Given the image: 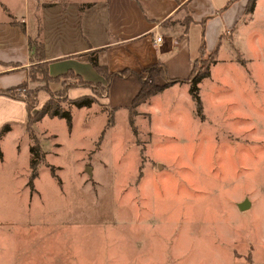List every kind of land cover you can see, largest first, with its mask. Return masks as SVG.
<instances>
[{"label":"rangeland","instance_id":"rangeland-1","mask_svg":"<svg viewBox=\"0 0 264 264\" xmlns=\"http://www.w3.org/2000/svg\"><path fill=\"white\" fill-rule=\"evenodd\" d=\"M101 1L0 0V23L8 12L28 32L39 24L47 48L65 54L84 44L75 36L79 19L88 30L85 3ZM239 42L251 60L221 62L219 79L199 87L202 116L151 112L142 123L151 134L126 127L125 112L112 125L105 79L90 88L27 76L34 93L17 92L34 112L50 91L71 127L49 115L31 125L44 152L32 185L25 123L0 127L8 126L0 133V264H264V28ZM73 88L96 101L69 104Z\"/></svg>","mask_w":264,"mask_h":264},{"label":"crops","instance_id":"crops-1","mask_svg":"<svg viewBox=\"0 0 264 264\" xmlns=\"http://www.w3.org/2000/svg\"><path fill=\"white\" fill-rule=\"evenodd\" d=\"M227 1L103 0L98 5L87 7L93 4L88 2L85 3L88 30L82 31V20L79 19L77 35L72 32L73 36L83 39L84 44L80 42L65 54L61 53L63 48L55 52L47 48L44 39L47 32H42L44 28L41 25L38 24L39 32H28L26 22L13 19L7 12V18L0 23V79L7 80L0 81V90L27 80L32 53L30 40L41 38L43 61L47 62L50 76L63 74L68 68L84 80L104 81L89 62L90 56H94L98 64L105 66L109 72L129 70L126 75L112 78L102 102L111 110L113 126L118 122L116 115L125 112L128 127V108L140 89L136 73L145 68L161 62L165 65L168 78L185 80L199 55V46L203 40L207 52L216 50V61L211 66L209 77L200 82L201 90L202 84L209 85V81L219 79V66L220 69L224 68L227 60L235 68L251 60L243 52L239 36L246 38L248 32H263L264 0H255L249 13H245L247 0H233L225 7ZM60 2H46L43 10L61 5ZM98 6L99 14L92 13ZM86 22L87 19L85 27ZM21 23L24 24V30ZM157 37H161V41L155 43ZM66 57L69 58V65L56 64H60ZM158 83H164V80L160 78ZM67 93L72 99L91 94L84 88H73ZM200 98L202 101L201 95ZM186 110L195 117L190 85L188 82L175 83L137 106L134 128L151 134L155 128L152 125L143 128L142 125L144 118L151 117V112L165 118L182 116ZM5 121H18L26 125L27 112L22 100L0 94V127Z\"/></svg>","mask_w":264,"mask_h":264},{"label":"trees","instance_id":"trees-1","mask_svg":"<svg viewBox=\"0 0 264 264\" xmlns=\"http://www.w3.org/2000/svg\"><path fill=\"white\" fill-rule=\"evenodd\" d=\"M233 0H228L225 4V7ZM255 0H247L245 13L251 12L253 9ZM21 28L24 30V24L21 23ZM30 45L32 47V53L30 56V62L34 63L28 66V74L30 81L35 82H44L47 83L49 81H59V78H73L75 80L74 85L81 87H90L94 88L92 82L84 80L79 74H76L73 70H68L63 74L57 76H50L48 74L47 62L43 61L44 59V47L42 42L38 39L30 40ZM89 62L92 67L99 73L106 81L107 85L110 84L111 80L115 76H123L129 73V70L124 69L120 72H109L105 66L98 64L96 58L94 56L88 57ZM216 61V50L207 52L204 41L202 40L199 46V55L193 62L192 70L187 79H171L167 77L165 65L161 62L151 65L145 68L142 72L136 73L137 78L140 82V89L134 99L130 107L128 108L129 112V122L133 128L134 116L136 114V108L138 105L148 100L152 96H154L159 91L164 88L173 85L175 83L180 82H188L190 85V95L192 100L195 103L196 113L199 116H202V102L199 94V84L200 82L207 78L210 75V67ZM34 66L36 68V72H34L35 68L31 70L30 67ZM38 68V69H37ZM163 79L164 83H158L156 79ZM47 80V81H46ZM29 80H24L16 86L8 87L6 89L0 90V94L6 95L8 97L22 100L25 104L26 112H27V122L26 129L29 132V135L32 139V145L30 146V180L29 183L32 185V180L37 177V167L41 160L44 159V152L39 144L38 139L31 131V125L37 121H39L43 116L49 115L51 117H60L64 118L69 127H71V116L68 110L62 108L60 104L53 100V93L47 91L50 94L49 99L41 106L37 111L34 112V103L28 102V100L23 97L18 90H23V94L28 98L31 93H34L33 90L27 88ZM108 86L104 87L105 92L108 90ZM47 90V89H45ZM53 95V96H52ZM96 93L93 92L90 95H83L72 100H69V104H72L76 107H85L91 105V103L96 101ZM8 126H3L2 133L4 129ZM134 130V129H133ZM53 169V167H51Z\"/></svg>","mask_w":264,"mask_h":264},{"label":"built area","instance_id":"built-area-1","mask_svg":"<svg viewBox=\"0 0 264 264\" xmlns=\"http://www.w3.org/2000/svg\"><path fill=\"white\" fill-rule=\"evenodd\" d=\"M161 41V37H157L156 39H155V43H158V42H160Z\"/></svg>","mask_w":264,"mask_h":264},{"label":"water","instance_id":"water-1","mask_svg":"<svg viewBox=\"0 0 264 264\" xmlns=\"http://www.w3.org/2000/svg\"><path fill=\"white\" fill-rule=\"evenodd\" d=\"M240 208H244V203L240 204Z\"/></svg>","mask_w":264,"mask_h":264}]
</instances>
